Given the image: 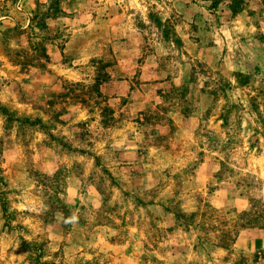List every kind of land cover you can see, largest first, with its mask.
Masks as SVG:
<instances>
[{
    "label": "rangeland",
    "instance_id": "obj_1",
    "mask_svg": "<svg viewBox=\"0 0 264 264\" xmlns=\"http://www.w3.org/2000/svg\"><path fill=\"white\" fill-rule=\"evenodd\" d=\"M0 264H264V0H0Z\"/></svg>",
    "mask_w": 264,
    "mask_h": 264
}]
</instances>
